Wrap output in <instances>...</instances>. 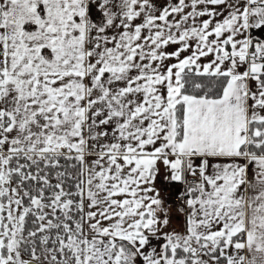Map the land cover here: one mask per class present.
<instances>
[{"label":"snow or ice","instance_id":"snow-or-ice-1","mask_svg":"<svg viewBox=\"0 0 264 264\" xmlns=\"http://www.w3.org/2000/svg\"><path fill=\"white\" fill-rule=\"evenodd\" d=\"M0 264H264V0H0Z\"/></svg>","mask_w":264,"mask_h":264}]
</instances>
